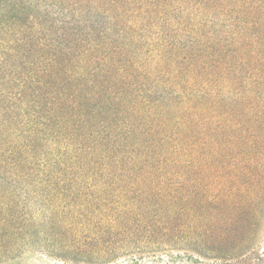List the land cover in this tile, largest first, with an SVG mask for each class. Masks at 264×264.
<instances>
[{
	"label": "trees",
	"instance_id": "16d2710c",
	"mask_svg": "<svg viewBox=\"0 0 264 264\" xmlns=\"http://www.w3.org/2000/svg\"><path fill=\"white\" fill-rule=\"evenodd\" d=\"M89 5L75 26L0 0V264L215 250L200 221L230 217L190 209L186 182L264 206V0Z\"/></svg>",
	"mask_w": 264,
	"mask_h": 264
},
{
	"label": "rangeland",
	"instance_id": "374dc122",
	"mask_svg": "<svg viewBox=\"0 0 264 264\" xmlns=\"http://www.w3.org/2000/svg\"><path fill=\"white\" fill-rule=\"evenodd\" d=\"M41 1L44 7L56 13L60 19H63V16H67L70 21L72 20L75 23V26H81L83 23L86 25L89 21L87 14L86 18L84 17L79 20L78 17L81 14L79 13L80 10L85 11L87 7H89L90 10L92 9V5H89L91 0ZM118 1L120 2V0ZM73 17L75 19H73ZM223 134L224 133H217L214 134V137L220 138ZM220 166L217 167L220 168ZM188 178L189 181L186 182V186L190 209L199 214H203V212L209 209L213 212L225 211L228 213L227 217H230V225L223 223L216 225L215 221L205 219L200 221V227L201 229L203 228L204 231L202 233L206 236H208L210 232L215 233L212 229L218 234L219 243L215 246V250L208 246V249L201 247V251L198 250V252L190 249L186 251L171 250L168 252H158L152 257H142L137 264H264V206L260 209H250L245 203H241L244 200L237 196L236 199L231 202L226 200L215 201L209 208L208 205L204 204L206 199L205 193L209 185L214 184L212 182L213 180L207 176H201L200 179H197L198 181L196 183L195 177ZM221 182H223L226 187H231L233 184L226 181ZM198 184H201L200 186L202 188L198 189ZM232 189L234 191L235 186ZM235 193L239 194L237 192ZM197 202L200 203V206H196ZM31 211L32 213L29 214V218L33 216L34 213L36 215L40 209H31ZM255 211L259 216L252 219L251 214ZM45 223L46 222L39 217V222H37V224L44 225ZM194 224L197 223L194 222L193 225ZM210 228L211 230H209ZM187 240L189 239L187 238ZM128 256L127 254L121 255L110 262L85 259L84 257L86 256L81 254L60 257V255L56 253L47 254L33 246L21 253L16 259L4 264H129Z\"/></svg>",
	"mask_w": 264,
	"mask_h": 264
}]
</instances>
